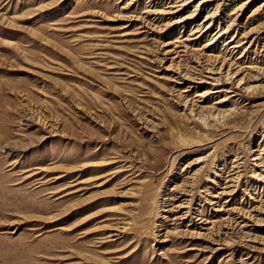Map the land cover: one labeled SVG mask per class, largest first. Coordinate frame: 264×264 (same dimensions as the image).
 I'll use <instances>...</instances> for the list:
<instances>
[{"label": "rangeland", "instance_id": "374dc122", "mask_svg": "<svg viewBox=\"0 0 264 264\" xmlns=\"http://www.w3.org/2000/svg\"><path fill=\"white\" fill-rule=\"evenodd\" d=\"M174 1L0 0V264H264V0Z\"/></svg>", "mask_w": 264, "mask_h": 264}, {"label": "bare ground", "instance_id": "6f19581e", "mask_svg": "<svg viewBox=\"0 0 264 264\" xmlns=\"http://www.w3.org/2000/svg\"><path fill=\"white\" fill-rule=\"evenodd\" d=\"M207 1H210V0H199L198 1V3H202V5L203 4H205V2H207ZM185 2H186V0H177V1H174L173 3H171V5L170 6H168V7H170V9L167 11L168 13H176V12H178L179 11V9L178 8H180V6L181 5H185ZM245 3V2H244ZM242 7V6H241ZM240 7V8H241ZM167 8V7H166ZM183 8V7H182ZM212 9H214L209 15H206V17H208V18H206V19H210L211 17L213 18V17H215L216 15H217V10H218V4H215V6L212 8ZM239 9V8H238ZM165 14V13H164ZM193 16V12H189V13H187V14H185L183 17H182V19L184 20V21H186V20H189V19H192L191 17ZM194 17V16H193ZM186 19V20H185ZM208 20H205V21H208ZM210 22H213V20L211 21L210 20ZM169 23L171 24V21H167V22H165L164 24H162V27H161V29L163 28V29H165L164 27H166V25H169ZM199 25L200 24H197V25H195V27H194V29L192 30V32L190 33V34H195V33H197V32H200V28H199ZM159 28V27H158ZM224 31H226V30H224ZM223 32V31H222ZM225 33V32H224ZM219 34H220V30L219 31H217L213 36H212V38H211V40L208 42V43H206L204 46H203V48H205L206 49V47H209L210 45H212V44H214L215 43V41H216V38H218V36H219ZM191 39H195V38H191ZM177 41V40H176ZM227 43H234V39L232 40H228V42ZM234 47H237L236 45H232V47L231 48H234ZM168 51H172V50H168ZM182 51V50H181ZM176 54L178 53V52H175ZM209 56H210V54H209ZM218 63V62H217ZM216 63V64H217ZM206 64V63H205ZM209 64V63H208ZM205 66V65H204ZM222 66H223V64H220L219 66H218V64L217 65H211V66H209L208 68H207V66L205 67V72L207 73V74H211L212 76H213V74H224V77L225 78H232V77H234L235 76V74H236V72H231V71H225V72H222ZM201 67H203V66H201ZM199 70V69H198ZM258 70H261L260 68L258 69ZM202 71L204 72V70H203V68H202ZM203 76V75H202ZM183 77H184V79H188L189 81H192V82H194V81H196V79L195 78H193V79H189V76H187V74H184L183 75ZM205 77H207V76H205ZM209 79H211V80H215V78H217V77H215V78H210V77H208ZM201 79V77L199 78V80ZM218 80H220V79H217V81ZM242 81H243V78H240L239 80H238V84H240V83H242ZM212 88L211 87H206L205 89H204V91H202V93L201 94H199V95H205V94H208V93H210V92H212V90H211ZM221 101H224V98L223 99H221V100H219V101H217L216 103H219V102H221ZM214 117H216L215 115H214ZM263 150V149H262ZM232 161H235V159L234 160H232ZM234 163V162H233ZM258 166V165H257ZM258 167H260V166H258ZM258 178H259V180L260 181H264V176H261L260 175V173H259V175H256ZM232 179V178H231ZM231 179H228L227 181L228 182H231V181H233V180H231ZM261 183V182H260ZM233 184L234 183H232V185H228V186H224L223 187V190H221V192H219V194L220 195H231V193L233 192V190L235 189L234 187H233ZM264 184V183H263ZM219 195V196H220ZM215 197H217V195H215ZM212 203H214L215 204V202L214 201H212L211 202V204ZM215 210H217V211H221L222 210V208H214ZM249 217H251V215H249ZM225 219V218H224ZM209 222H211V221H209L208 219H202L201 220V223H204V224H206V223H209ZM262 222H264V220H262ZM244 226V225H243ZM56 229H58V228H56ZM59 229H63V228H59ZM114 235H116V234H111V236H114Z\"/></svg>", "mask_w": 264, "mask_h": 264}]
</instances>
